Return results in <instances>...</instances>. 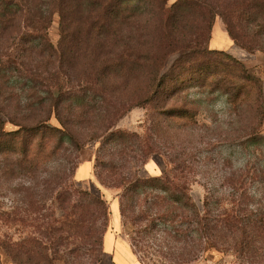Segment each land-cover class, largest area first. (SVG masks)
<instances>
[{
    "label": "rangeland",
    "instance_id": "obj_1",
    "mask_svg": "<svg viewBox=\"0 0 264 264\" xmlns=\"http://www.w3.org/2000/svg\"><path fill=\"white\" fill-rule=\"evenodd\" d=\"M210 1L216 14L200 48L217 51L203 53L204 62L198 63L208 66L206 72L215 68L214 76L204 86L202 76L167 80L145 105L131 104L151 89L152 64L142 59L138 67L121 71L92 44L78 51L76 36H83L84 27L70 28L62 40L57 11L41 40L23 27L21 18L0 34L3 130L40 120L64 134L45 139L37 165L27 172L0 159L1 264H15L1 246L3 241L27 243L29 238L38 242L40 264H181L174 262L189 258L192 250L190 224L161 219L165 207L153 204L157 198L150 196L160 193L146 189L150 195L144 202L141 186L132 188L135 176H184L199 206L210 196L215 201L227 195L226 176L258 179L249 184L250 195L239 199L250 202L254 218L264 217V0ZM136 22L130 53L154 56L155 63L164 54L155 40L159 33L152 29L153 40L148 39L147 20L139 17ZM38 43H50L56 53ZM221 52L258 80L260 96L228 102L219 87L212 89L228 63ZM175 55L165 57L166 67ZM54 70L65 88H77L82 103L67 101L57 111L49 108L45 90L54 83L49 74ZM8 75L12 77L6 80ZM14 75L21 76L16 84ZM172 107L187 113L172 119L166 114ZM8 167L14 171L7 173ZM234 200L227 196L226 208H241L237 196ZM172 223L185 233L176 235ZM262 231L264 226L257 224L254 242L248 244L251 231L242 230L235 249L226 233L223 247L204 251L187 264H264Z\"/></svg>",
    "mask_w": 264,
    "mask_h": 264
},
{
    "label": "trees",
    "instance_id": "obj_2",
    "mask_svg": "<svg viewBox=\"0 0 264 264\" xmlns=\"http://www.w3.org/2000/svg\"><path fill=\"white\" fill-rule=\"evenodd\" d=\"M237 4L239 3H233L232 6L241 8V5L237 6ZM215 9L214 3L210 0H175L170 6L166 5L165 0H0V34L12 26L15 18H21L23 23L25 22L23 27L26 29L27 26L41 40L51 21V14L53 11H57L60 16L59 27L62 40L63 36L69 35L70 28L84 27L83 36H76L77 42L74 46L78 51L85 52L92 44L96 52L106 56V60L110 61L115 69L121 71L126 68L138 67L142 59L152 64L149 66H152L155 71L153 70V73L150 71L153 78L151 89L145 94L133 98L131 104L145 105L151 103L152 98L159 92L160 86L167 80L178 81L183 77L198 78L202 76L203 80L200 86H204L206 80L211 75L214 76L215 68L206 72L205 69L208 66L198 63V61L204 62L203 53L217 51L215 48L207 51L206 48H200V39L210 35L216 14ZM232 11L235 13L234 10ZM132 16L134 18L130 19ZM236 16L238 17V15ZM139 17H144L149 24L148 39L153 40L151 38L153 35H150L152 29L159 33L155 39L159 44L158 52L164 51L161 59L160 57L158 59L159 62L158 60L155 63L152 62L154 56L130 53L132 30L139 27L137 25L139 22H136ZM23 36L24 34L21 39H25L26 35L24 38ZM36 46L45 47L52 55L56 53V48L50 43H38ZM59 47L63 52V44L59 43ZM154 47L155 44H153ZM68 48L69 46H67ZM172 52L176 55L171 64L166 67L165 57ZM219 55L227 59L228 63L223 66L225 68L214 82L212 89L219 87L221 93L228 98V102H232L234 99L245 101L247 97H253V95L260 96L258 80L239 61L222 52ZM60 59L61 57H59ZM197 64L201 67L196 66ZM8 67L11 66L8 65ZM231 72H237L239 75L231 76ZM49 74L54 77V83L45 90L50 109L57 111L62 102L69 101L72 104L83 102L84 98L78 93L76 87L65 88L64 84H61L63 81L59 79L56 70ZM11 77L8 75L5 79L9 80ZM15 77L17 75L13 76L16 84L21 76ZM27 81L34 82L35 80ZM27 81L26 83H28ZM210 92L213 93V91ZM186 113L174 107L166 111V114L172 119H177ZM55 114L57 115V112ZM190 119L192 116L188 115L186 120L191 121ZM2 124L3 119L0 116V159L4 160V164L10 162L24 172L37 165V159L44 150L45 139L52 133L64 136L60 129L42 123L40 120L31 124H19L17 129L11 131H4ZM5 169L7 173L14 171L13 167ZM246 177L226 176L223 184L229 188L227 195L223 196V199L215 201L210 200V196L201 206L193 200L189 192L188 180L184 176H169L162 172L161 175L152 177L135 176L131 182L132 188L141 186L140 195L144 196V202H147L145 198L150 195L146 189H151V192L157 190L160 193L150 196L157 198L155 200L157 203L153 204L164 206L166 209L162 216L159 215L161 219H172L173 222L178 221L176 223L190 224L189 232L191 231L192 238L190 257H181L174 262L187 264L199 258L204 251L211 248L219 250L223 247L226 233L229 234L234 249L240 244L242 230L247 228L251 231L249 236L251 243L248 242V244L254 242V229L257 224L264 226V217L254 218L255 214H252L250 202H243L239 199L250 195L249 184L251 181H258V179L249 177L248 180ZM261 182L264 183V179ZM121 183L120 180H117V184ZM227 196H230L234 203V198L237 196L236 204H238V208H241L237 210L226 208L224 201ZM228 201L230 202V200ZM98 203L102 204V200L99 199ZM245 210L248 212L243 213ZM172 227L176 235L185 233L174 223H172ZM261 234L264 239V231ZM24 240L3 241L1 246L15 264H40L41 251L38 242L33 238H29L27 243Z\"/></svg>",
    "mask_w": 264,
    "mask_h": 264
},
{
    "label": "crops",
    "instance_id": "obj_3",
    "mask_svg": "<svg viewBox=\"0 0 264 264\" xmlns=\"http://www.w3.org/2000/svg\"><path fill=\"white\" fill-rule=\"evenodd\" d=\"M119 264V263H118ZM138 264V263H137Z\"/></svg>",
    "mask_w": 264,
    "mask_h": 264
}]
</instances>
